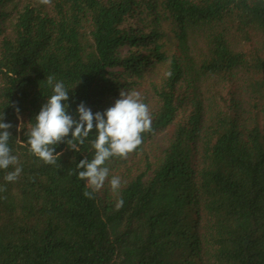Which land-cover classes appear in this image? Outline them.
<instances>
[{
    "label": "trees",
    "instance_id": "16d2710c",
    "mask_svg": "<svg viewBox=\"0 0 264 264\" xmlns=\"http://www.w3.org/2000/svg\"><path fill=\"white\" fill-rule=\"evenodd\" d=\"M159 68L141 91L153 131L106 165L121 209L76 175L95 130L79 152L56 145V165L29 153L47 76L68 114L103 113ZM2 111L22 172L0 169V264H264V0H0Z\"/></svg>",
    "mask_w": 264,
    "mask_h": 264
},
{
    "label": "clouds",
    "instance_id": "9594fccd",
    "mask_svg": "<svg viewBox=\"0 0 264 264\" xmlns=\"http://www.w3.org/2000/svg\"><path fill=\"white\" fill-rule=\"evenodd\" d=\"M37 2L42 5L52 4V0H37ZM164 75L170 77L172 73L168 71ZM45 80L52 90V95L47 97L46 103L35 116L34 126L28 131L29 153L46 165H56L61 155L55 151L56 145L63 142L73 151L79 152V146L83 145L85 139L95 130L96 137L90 141L91 147L95 150L94 157L90 161L86 156L81 159L76 167L83 170L78 171L76 175L78 179L86 182L83 195L89 199H93L107 181L111 192L117 197L115 210L121 209L124 200L119 196V192L123 181L119 176H112L109 179L110 169L106 165L111 158H127L142 144V134L153 131L152 115L148 105L143 102L138 91L120 90V98L103 113L99 111L93 113L81 102L72 115L67 112L69 105L62 103L68 101L70 89L65 87L63 81H57L54 75L47 76ZM16 111L18 113L19 109L17 108ZM3 120L2 111L0 112V169L14 166L13 171L6 173L4 180L15 182L22 172V167L18 166V157L11 154L9 147L11 133L8 129L12 125ZM69 134L70 138L66 139ZM4 191L6 188L0 186V192Z\"/></svg>",
    "mask_w": 264,
    "mask_h": 264
},
{
    "label": "rangeland",
    "instance_id": "374dc122",
    "mask_svg": "<svg viewBox=\"0 0 264 264\" xmlns=\"http://www.w3.org/2000/svg\"><path fill=\"white\" fill-rule=\"evenodd\" d=\"M169 25L164 23L162 26L163 32H164V36L166 38V42H168L167 48L171 51H176L179 54V50L177 49V43L175 41L174 38V33L171 32L170 29H168ZM163 70L161 68H159L158 70H152L148 76H147V80L144 82V84L142 85L141 88L138 89V92L140 93H144V94H148V92L143 91L146 88H149V80H156L158 81V79L160 78V76L163 74ZM173 127H171L170 129H168L164 134H158L155 137V142L157 143V145L155 147H164L165 143H166V139L168 138V136L170 135V133L172 132Z\"/></svg>",
    "mask_w": 264,
    "mask_h": 264
}]
</instances>
